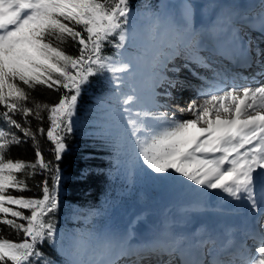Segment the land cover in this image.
Wrapping results in <instances>:
<instances>
[{
    "label": "snow or ice",
    "instance_id": "1",
    "mask_svg": "<svg viewBox=\"0 0 264 264\" xmlns=\"http://www.w3.org/2000/svg\"><path fill=\"white\" fill-rule=\"evenodd\" d=\"M211 7L218 9L214 18L197 25L184 0L145 2L137 10L130 0H0V225L24 237L16 242L0 229V264H55L41 250L45 241L63 264H120L122 258L126 264H264V239L250 259L232 229L217 250L219 236L206 224L186 231L166 218L152 239L133 244L140 217L123 232L67 230L56 219L65 140L83 127L111 149L117 171L135 173L122 159L130 156L158 177L219 192V210L227 205L264 237V83L257 81L264 76V49L256 45L253 61L251 37L242 34L244 25L264 32V0L251 20L233 4ZM137 16L146 23L138 24ZM178 59L201 83L169 75L181 71ZM224 61L255 62L261 71L239 78L258 86L237 85L238 75ZM94 77L103 79L106 91L81 119L79 100ZM178 83L196 98L174 110L161 98H172ZM39 86L60 92L58 100L36 99ZM44 135L53 159L40 146ZM29 139L34 160L12 157L11 148ZM36 176H43L39 194H13L30 191L27 181ZM98 214L90 210L85 222ZM73 218H80L79 209Z\"/></svg>",
    "mask_w": 264,
    "mask_h": 264
},
{
    "label": "trees",
    "instance_id": "2",
    "mask_svg": "<svg viewBox=\"0 0 264 264\" xmlns=\"http://www.w3.org/2000/svg\"><path fill=\"white\" fill-rule=\"evenodd\" d=\"M145 2L153 5L155 0H130L131 7L134 10L139 9ZM68 50L73 54L76 51L73 47H69ZM106 51L109 54L111 53L112 49L110 46ZM104 91H106V87L103 83V79L100 77L92 78L90 83L85 86L78 105L81 119H83L85 115L88 114L89 110L95 106V98L101 96ZM32 95L40 101L54 103L58 100L60 92L48 89L44 86H39L34 90ZM2 110V106H0V111ZM15 118L21 120L19 114H17ZM89 118H91V116H89ZM32 127L34 129L38 127V123L34 119L32 120ZM44 127L45 129L47 127L46 119L44 121ZM17 134L22 137V133L17 132ZM39 140L45 157L47 159H53L50 151L52 145L47 140L46 135L40 136ZM65 143L67 149L62 159L59 161V167L68 175L69 180L65 181L60 189V208L56 214V219L60 228L67 230L84 229L83 223H86L84 216L90 210L94 211L98 207L100 195L105 191L104 189L107 186L104 171L113 154L111 149L106 147L99 138L85 135V129L83 127L77 129L72 135L68 136ZM11 156L14 158L20 157L26 160H34L35 153L32 147V141L29 139L27 143L13 146L11 148ZM84 168H88L89 171L82 176L81 172ZM42 179L43 176H36L29 179L27 183L30 191L24 193L13 192V194H23L25 196H35L39 194L37 183ZM73 205H77L78 208L74 209ZM77 209L80 210V218L74 219L73 216ZM92 218L87 222L88 224L91 223L93 220ZM0 229L3 230L5 236H8L16 242L24 238L22 233L17 235L14 231L8 229L7 226L0 225ZM41 250L53 260L55 264H63V257L56 249L51 247L47 241L43 243Z\"/></svg>",
    "mask_w": 264,
    "mask_h": 264
},
{
    "label": "bare ground",
    "instance_id": "3",
    "mask_svg": "<svg viewBox=\"0 0 264 264\" xmlns=\"http://www.w3.org/2000/svg\"><path fill=\"white\" fill-rule=\"evenodd\" d=\"M173 1V0H172ZM198 2H201L205 5L208 4H214L216 3L214 0H196ZM182 0H174V4L181 3ZM184 2H187L184 0ZM234 3L233 5H235ZM196 10L194 9V12ZM195 14H198V17H201L203 19L209 18L207 15H203V13L199 10L198 12H195ZM257 72H259V68H254L250 70V72L241 73L244 76L249 75L250 73L254 76ZM264 82V81H263ZM174 92V91H173ZM172 92V94H173ZM183 91H178L174 98L172 99L165 97L161 100H166V102L169 104L171 109L178 110L177 106L179 107H187V104L191 101V99L196 98L192 94H188L190 98L185 94V96L181 98H175L178 96V94H181ZM170 100H172V105L170 104ZM164 103V102H163ZM190 118V117H189ZM135 172L136 175L139 176L141 181V186L146 191H151L153 196L157 197L156 195L161 194L157 197V201L160 202V205H158L155 210L141 209V202L137 201L134 202V204L126 205L125 206V213L126 216L121 219V226H125L128 228L129 224L136 220L137 217H140L141 219L138 221L136 227H135V235L134 237H141L143 238L144 235H151L154 236V234L159 230V225L163 220L170 219V220H177V223H184L187 221V216H184L183 213L192 215V212L195 214H199L201 211L200 208L207 207V205L213 206L211 210L213 211H220L219 205H221V201L219 197L222 195L219 192H213L211 190H199L196 188L195 185H190V182H184V183H175L170 180H166L162 177L156 176L154 173H152L149 169L146 168L140 161L137 166H135ZM118 172V171H117ZM121 172V171H119ZM129 177V176H128ZM187 185V186H186ZM206 193V195L202 194ZM126 197H129V192L127 191L125 193ZM199 204L200 207L196 208L195 205ZM224 207H227L225 205ZM138 209L142 212H138ZM224 212V211H223ZM226 216V217H221ZM235 216V214H232L230 212H224L220 214L219 216L215 215L210 218H208L209 221H212V223H218L221 222L226 223L227 225H233L237 222L236 218H232ZM200 218V217H199ZM232 218V219H228ZM119 221V219H117ZM239 221V220H238ZM118 228V226H117ZM142 230L143 235H137L138 231ZM133 237V238H134ZM148 260L145 261L143 264H147Z\"/></svg>",
    "mask_w": 264,
    "mask_h": 264
},
{
    "label": "rangeland",
    "instance_id": "4",
    "mask_svg": "<svg viewBox=\"0 0 264 264\" xmlns=\"http://www.w3.org/2000/svg\"><path fill=\"white\" fill-rule=\"evenodd\" d=\"M177 92H175V94ZM175 94L173 92V98ZM122 159L125 160L130 167L135 166L140 162V161H136L130 156L122 157ZM61 174H62L63 179L61 182L60 189L63 185V182L67 181L66 180L67 177L64 174L62 169H61ZM132 176H135V177L132 179H129V177H127L122 170L121 172L119 171L117 172L115 163L114 162L111 163L110 170L106 173V178L108 179L110 189L102 199L103 204H102V209L99 212L100 214L101 213L104 214V212H109V210L106 208V206H109V208H111V213L114 214L115 216L117 214H115L116 208L114 209V205L117 208L124 207L125 209L126 205L134 204V202H137V201H140L141 205H144V203H146L149 199H151L150 196H153V194L151 193V191H146L141 186L140 178L139 176L136 175V172ZM127 191L129 192V197H126L125 195ZM150 201L151 200H149V202ZM119 214H121V216H124L123 212Z\"/></svg>",
    "mask_w": 264,
    "mask_h": 264
}]
</instances>
